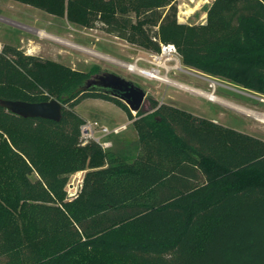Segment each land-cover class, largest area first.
Returning a JSON list of instances; mask_svg holds the SVG:
<instances>
[{
  "label": "trees",
  "instance_id": "obj_1",
  "mask_svg": "<svg viewBox=\"0 0 264 264\" xmlns=\"http://www.w3.org/2000/svg\"><path fill=\"white\" fill-rule=\"evenodd\" d=\"M153 53L175 46L183 65L264 95V0H214L204 24L178 19V0H12ZM89 73L0 52V99L58 100L62 118L0 106V264H264V141L167 104L133 116L84 90ZM87 99L126 112L133 159L85 138ZM85 171L68 198L71 174Z\"/></svg>",
  "mask_w": 264,
  "mask_h": 264
},
{
  "label": "rangeland",
  "instance_id": "obj_2",
  "mask_svg": "<svg viewBox=\"0 0 264 264\" xmlns=\"http://www.w3.org/2000/svg\"><path fill=\"white\" fill-rule=\"evenodd\" d=\"M213 1L178 0L179 21L189 25L206 23ZM1 41H9L12 43L10 45L26 54L89 73L90 78L109 72L134 82L146 92L145 103L139 112H151L147 107H152L153 101L164 103L264 141V125L254 117L264 115L262 95L186 67L178 54L168 60L163 58L157 65L152 58L153 52L100 30L71 24L64 18L12 0H0V44L3 48L7 44ZM131 67L138 70H132ZM153 69L161 80L138 72ZM75 111L86 120L83 126L85 138L111 143V147L104 150L119 153L131 160L140 152L134 119L128 118V122V116L123 110L87 99ZM137 113L132 112V115L135 117ZM119 125L122 126L114 128ZM105 126L114 132L104 135L101 129ZM90 129L93 132L88 134L86 130ZM85 173L78 172L68 177L67 194L79 192ZM88 264L137 263L106 255L95 262L89 258Z\"/></svg>",
  "mask_w": 264,
  "mask_h": 264
},
{
  "label": "water",
  "instance_id": "obj_3",
  "mask_svg": "<svg viewBox=\"0 0 264 264\" xmlns=\"http://www.w3.org/2000/svg\"><path fill=\"white\" fill-rule=\"evenodd\" d=\"M98 88L112 97L124 102L132 112H139L146 99V92L132 81L113 73L105 72L91 80L83 87L84 90ZM0 106L24 118H42L60 121L63 104L58 100L30 103L24 101H5L0 99ZM151 111L152 107L148 106Z\"/></svg>",
  "mask_w": 264,
  "mask_h": 264
},
{
  "label": "built area",
  "instance_id": "obj_4",
  "mask_svg": "<svg viewBox=\"0 0 264 264\" xmlns=\"http://www.w3.org/2000/svg\"><path fill=\"white\" fill-rule=\"evenodd\" d=\"M1 51H2V46L0 44V52ZM175 54H178V53H177V50H176V48H175L174 45H172V44H167V45L163 44V45H161L160 52L154 53L152 55V58H153L154 63L157 64V65H159L162 62L163 58H167V60H168V59H170ZM147 72H153L154 73L155 72V69H153L151 71H147ZM261 100L264 102V95L261 96ZM254 117L261 124L264 125V115H254ZM86 131H87L88 134H90V132L91 133L93 132L91 129L89 131L88 130H86ZM117 131H118V129H116V133H117ZM83 132H84V127H83ZM101 132L104 135H107V134H111L112 132H114V130H109L108 128H103V129H101ZM91 135H94V134H91ZM99 143L102 145V147L104 149H106L108 147H111V143H109V142H104V143L99 142ZM76 195H77V192H70L68 194V198L73 199L74 197H76Z\"/></svg>",
  "mask_w": 264,
  "mask_h": 264
},
{
  "label": "crops",
  "instance_id": "obj_5",
  "mask_svg": "<svg viewBox=\"0 0 264 264\" xmlns=\"http://www.w3.org/2000/svg\"><path fill=\"white\" fill-rule=\"evenodd\" d=\"M3 44L5 43V44H12V43H10L9 41H1ZM89 100H93V101H95V102H99V103H106V104H110V105H113V107L114 108H118V109H121V108H119L118 106H116L115 104H113V103H111V102H108V101H104V100H95V99H89ZM122 110V109H121ZM125 112V111H124ZM126 113V112H125ZM127 119H128V117H127ZM128 122H129V119H128ZM91 123H94V124H99L98 122H91ZM123 125V124H122ZM122 125H119V126H116V127H114V128H117V127H120V126H122ZM106 128H107V126H105Z\"/></svg>",
  "mask_w": 264,
  "mask_h": 264
},
{
  "label": "flooded vegetation",
  "instance_id": "obj_6",
  "mask_svg": "<svg viewBox=\"0 0 264 264\" xmlns=\"http://www.w3.org/2000/svg\"><path fill=\"white\" fill-rule=\"evenodd\" d=\"M97 76H99V75L92 76L90 79H88V81L86 82L85 85H87V83H88L89 81L96 79ZM133 83H134V82H133ZM135 85H136V84H135ZM87 91H97V92H101V93H104V94L109 95L110 97H112L110 94L104 92L103 90H100V89H98V88H95V87L90 88V89H88ZM112 98H114V97H112ZM115 99H116V98H115ZM95 100H101V99H95ZM118 100H119V99H118ZM152 111H153V109H152ZM152 111H151V112H152Z\"/></svg>",
  "mask_w": 264,
  "mask_h": 264
},
{
  "label": "bare ground",
  "instance_id": "obj_7",
  "mask_svg": "<svg viewBox=\"0 0 264 264\" xmlns=\"http://www.w3.org/2000/svg\"><path fill=\"white\" fill-rule=\"evenodd\" d=\"M132 68V70H138V69H136L135 67H131ZM138 72H140L141 74H143V75H145V76H147V77H151V78H155V79H159V80H161V78L160 77H157L153 72H147V71H138ZM202 94V93H201ZM205 94V93H204ZM206 95V94H205Z\"/></svg>",
  "mask_w": 264,
  "mask_h": 264
}]
</instances>
